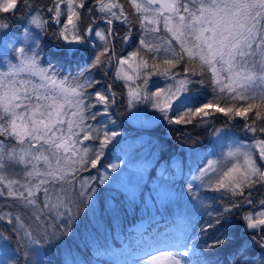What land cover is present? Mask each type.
<instances>
[{
    "label": "snow or ice",
    "instance_id": "obj_1",
    "mask_svg": "<svg viewBox=\"0 0 264 264\" xmlns=\"http://www.w3.org/2000/svg\"><path fill=\"white\" fill-rule=\"evenodd\" d=\"M0 41L15 61L0 58V264H42L81 209L95 216L109 174L125 180L120 163L101 171L121 142L114 110L140 105L211 125L220 152L183 183L194 213L130 234L120 254L136 259L116 264H224L209 257L229 248L227 264H264V0H0Z\"/></svg>",
    "mask_w": 264,
    "mask_h": 264
},
{
    "label": "trees",
    "instance_id": "obj_2",
    "mask_svg": "<svg viewBox=\"0 0 264 264\" xmlns=\"http://www.w3.org/2000/svg\"><path fill=\"white\" fill-rule=\"evenodd\" d=\"M12 36L20 39L15 29H13ZM41 40L42 43L47 42L45 52L54 53L56 51L55 41L51 36H41ZM130 50L128 49V51ZM48 58L51 59L52 57L49 56ZM68 70L74 72L75 65H72ZM61 71L64 72L65 70L61 69ZM197 91L202 96L210 95L207 89H200L199 86H197ZM140 107L146 120L154 121V127L137 130L127 121L126 110L123 106L114 110V119L117 122L115 127L124 136H130L133 139L143 134L148 135L150 137L148 141L150 144L149 151L158 154L159 163L167 162L176 155L177 157H184V152L180 150L181 145L188 146L193 151H197V148L202 150L209 146L211 134L213 133L211 125L200 127L170 125L155 110L149 109L146 105H140ZM215 127H220V124H216ZM233 132L237 133V138H244L245 134L239 128L234 129ZM118 140L121 142L116 143L115 146H110L109 150L106 151L102 161L105 167L114 161L122 147V140L120 138ZM138 149L136 148V150ZM147 169L148 177L144 184L136 190L134 199L132 195L112 184L101 186L95 216H93L92 211L81 209L82 216L86 218L82 220L78 230L72 233L71 240L66 244H60L59 247L41 248L37 259L42 264H62L68 257L75 260L76 264H116L118 260L131 261L136 257L120 254L128 242L129 234H131V231L128 230L129 227L139 221L147 220L145 232L156 233L162 229L172 227L178 216L185 213L189 215L194 213L192 202L181 196H177V202L174 203H155L154 193L150 186L157 175V165L148 166ZM93 173H95V170H93ZM173 176L175 177V173L166 177L162 176L161 179L172 180ZM176 182L183 184L185 179H178ZM147 194L149 200H145ZM206 195L211 196L212 194L206 193ZM114 202L122 209H127V212L122 211L118 218L104 212L101 220L102 206L112 207ZM210 203L212 202L210 201ZM213 206L218 207L219 205L214 204ZM156 215L160 217L158 220H154ZM98 220H100V223L93 227ZM237 227L238 225L234 222L232 225L234 233ZM241 235H238L237 238H241ZM229 250L230 248L225 249L219 252L217 256L209 257V259L215 261L218 258L224 261V264H227ZM204 254L206 255V252Z\"/></svg>",
    "mask_w": 264,
    "mask_h": 264
},
{
    "label": "rangeland",
    "instance_id": "obj_3",
    "mask_svg": "<svg viewBox=\"0 0 264 264\" xmlns=\"http://www.w3.org/2000/svg\"><path fill=\"white\" fill-rule=\"evenodd\" d=\"M10 38L15 40L17 39L15 36H12V33L10 34ZM0 58L13 60V62H15L12 47L6 46L5 42L3 41H0ZM148 108L151 109L150 107ZM135 111L138 113L135 118H130L129 113L126 111L127 121L133 127H135L137 130L149 129L154 127V121L146 120L140 106H138ZM232 134H234L235 136L237 135V133L234 132ZM149 138L150 137L146 134L140 135L134 139L130 136L126 137L122 134V137L120 138L122 140V147L112 163L121 164V169L119 170V172L125 178V180L123 184L119 181H114L111 179V177L116 176L117 174L110 173V180L108 184H112L113 186L121 189L127 194L132 195L133 192L135 193L136 190L142 184H144L146 178L148 177L147 167L157 165V175L154 177V181L150 186L154 193L153 198L155 200V203H174L177 202V196L185 198V195H183V184L177 183L176 180L185 179L186 181L190 177V175L195 172V170L205 166L207 159L216 158L220 152V146L216 143L217 138L212 133L210 144L207 148L202 150L197 148V151H193L192 148L181 145L180 150L184 152V157H177L176 155L170 158V160L167 162L159 163L158 154L151 153L149 151ZM136 148L139 149L136 150ZM111 164L103 168L101 171H105ZM162 172H166V175H163L164 177L172 173H175V177L173 176L172 180H162ZM169 191L174 194V198L171 201H169L168 197ZM145 200H149L148 194L146 195ZM93 208H96V204L93 205ZM159 218L160 217L156 215L154 217V220H158ZM146 226L147 220H143L129 227L128 230L131 231V234H135L138 229L142 228L143 230H145ZM164 231H166V228L162 229L159 233H163ZM141 255H143V253H141ZM131 257L136 256L131 255ZM67 260L70 261L73 259L71 257H68Z\"/></svg>",
    "mask_w": 264,
    "mask_h": 264
}]
</instances>
